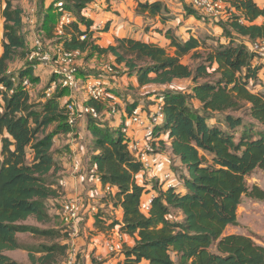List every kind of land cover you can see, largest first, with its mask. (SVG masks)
<instances>
[{"label":"trees","instance_id":"16d2710c","mask_svg":"<svg viewBox=\"0 0 264 264\" xmlns=\"http://www.w3.org/2000/svg\"><path fill=\"white\" fill-rule=\"evenodd\" d=\"M12 1L0 0V264H20L4 253L23 248L19 233L51 234L24 222L60 216L63 202H59L55 187L60 179L57 156L66 146L56 150L52 146L57 134H66L72 127L67 103L60 105L57 97L34 103L23 84L25 76L30 82L37 79L32 70L37 59L28 58L34 47L22 31L23 12ZM62 1L73 17L64 34L58 35L64 49L111 54L115 66L109 65L110 73L118 74L121 69L116 65H122L124 73L135 77L138 85L192 80L189 91L166 89L151 101L160 102L163 112V120L155 128L158 140L153 150L158 152L164 145L185 171L177 174L171 169L179 181L173 186L164 187L157 179L137 184L135 177L144 170L128 148L131 138L104 121L103 111L109 113L110 107L89 98L86 105L94 107L98 117H76H85L91 137L90 162L101 189L109 186L112 190L105 196L113 206L122 208L119 230L134 238L131 247L122 249L124 264H264V245L251 235L224 234L228 225L238 224L242 197L264 199V191L246 181L254 170H264V94L249 87L258 69L252 64L255 53L251 45L264 39V8L254 0H221L225 14L211 16L187 4L188 14L198 11L219 25L223 41L207 44L193 37L180 41L169 28L156 29L175 48L170 54L159 44L130 37L116 38L114 44L100 47L92 39V20L83 13L93 0ZM52 2L41 19L46 32L54 29L59 17ZM165 8L160 1H145L138 2L136 10L151 17L161 15L165 20ZM82 34L83 40L79 38ZM192 50L198 60L194 68L180 60ZM17 57L27 61L12 73L8 63ZM99 74L95 76L104 77ZM135 107L131 103L126 108L131 114ZM141 109L146 108L143 105ZM54 121H58L55 129L48 130ZM151 189L153 198L143 212L140 203ZM50 210L54 211L50 214ZM99 211L94 227L112 228L116 221L107 223L106 216L97 215ZM67 248L64 241L63 257ZM46 252H53V248ZM50 257L47 253L41 260ZM29 258L34 260L33 255Z\"/></svg>","mask_w":264,"mask_h":264},{"label":"crops","instance_id":"0c3cea01","mask_svg":"<svg viewBox=\"0 0 264 264\" xmlns=\"http://www.w3.org/2000/svg\"><path fill=\"white\" fill-rule=\"evenodd\" d=\"M14 1L15 0H13L12 3H14ZM32 1L34 2L32 3L30 9H28V12H33V10H35L37 7L38 0ZM52 1L53 0H42V13H45L47 8L52 5ZM145 1H160L166 7L165 11L162 12V15L166 17L172 16L171 18L174 17L175 20L172 19L169 21L168 18H165V20H160L157 18L158 15H156V17H151L148 15V13L137 12V3ZM254 1L258 4V6L264 8V0ZM187 4L188 0H93L83 10V13L86 17H88V19L92 20V39L94 40L95 44L100 47H107L110 44H114L115 39L121 37H130L133 39H138L145 42H153L157 44V42L153 39V35L159 36L160 34L156 32V29H160L162 26L164 30L167 28L172 29V33L177 38H179L181 41H185L189 37L196 38L195 35L192 34V32L198 27H204L205 25H207L211 27V30L214 31V34L215 32L216 35L218 34V37L216 39H220V41H223V37L221 36V28L219 27V25H212V23L214 22L211 19L205 20L202 14L198 11L188 14L186 12ZM22 12V15H25L26 11L22 10ZM25 18L26 17L24 16L23 22ZM175 21H178L180 23H177ZM104 25H107L105 30L103 28ZM79 26L82 30L84 29L83 25L80 24ZM148 26L149 28H147ZM186 30L187 32H185ZM2 31L3 18H0V40L2 39ZM22 31L25 34L28 44L31 46L33 42L32 36L35 35V32L33 30H27L25 25H23ZM164 41L166 42L169 40L164 38ZM1 52L2 47L0 45V53ZM106 56L108 62L114 64L115 66L114 57L111 54H106ZM252 64L256 65L255 59H253ZM116 66L121 69L118 74L112 75L110 73V75H105L104 73H101L104 76L102 79H104L107 89L106 98L101 101V103L105 105V108L107 106H110L111 104H118L120 108H116V110H114L113 112L110 111L113 114H110V112L108 113L103 109V113L105 115L104 121H106L108 125L114 129H122L129 138L136 136L139 137V133L141 130L137 125L129 122L127 115H129L130 113L126 108L128 104H131L130 100L133 99L131 93L135 92V89H127L128 84L131 83L133 86L139 85L135 77L129 76L124 73V68L122 67V65ZM213 67H215V65ZM249 87L253 88L254 91L264 94V66L258 65L256 79H251L249 81ZM74 96L76 95H70V98H73ZM195 103L197 104V102ZM78 105L80 104L78 103ZM142 106L143 104L136 105L132 112H139L138 110H142ZM122 118H124L125 128H122L121 126ZM85 122V117H80L77 120L76 128H78L79 131L81 129L85 130L86 133H89L87 128H84ZM64 135H66L65 144H67L68 139L69 141H71V143L68 144L71 152L68 153L63 150L57 156V161L60 165V171L58 173V175L60 176V179L58 180V200L59 202H64L70 199L78 201L80 216L75 224L71 225V227L69 226L70 239L78 246V250L80 249L79 257L82 261V264H100L96 259L97 256L103 260L108 261V263L110 264H124L123 252L110 254L108 253L104 245L107 240H115L118 234L122 239V249L125 247H131L134 244V238L132 236L119 230L122 220V208L119 206H113L111 199L109 197H106L105 192L101 189L100 181L98 180L95 172V167L90 162L91 153L88 150V145H86L85 147V154L82 147H78L76 143H73L72 140H75L74 133L68 132ZM159 137L164 138V136L162 135ZM166 155L172 158V160L179 166V162H177V159L174 158V156L171 155L168 150L166 151V154L161 152L160 156L163 162L161 167L157 170L155 169L156 171L154 169L148 170L146 172L140 171L135 177L137 184L142 185L144 181L150 180L153 175L156 176L154 177V179H156L159 176V172L167 167ZM74 167H77V169H74ZM179 189L182 190L183 186L180 185ZM148 193H153V190L151 189ZM98 210H100L99 214H97L98 216H106L107 223H109L111 220H114L116 221V224L110 229L99 230L95 228L94 221L96 218V212ZM53 211L54 210H50V214ZM249 212H252V210H249ZM249 216L256 215L253 214ZM29 220L34 219L28 218L24 223L36 225L32 222H29ZM237 221H239L238 211ZM232 226L235 225H228L224 230V234H232L226 233V230ZM239 232L242 231H236L235 233ZM18 235L17 237L19 239ZM15 250L17 249L8 250L4 253L13 258V252ZM15 258L13 259L18 261L20 264L23 261L20 260V262L19 259Z\"/></svg>","mask_w":264,"mask_h":264},{"label":"rangeland","instance_id":"374dc122","mask_svg":"<svg viewBox=\"0 0 264 264\" xmlns=\"http://www.w3.org/2000/svg\"><path fill=\"white\" fill-rule=\"evenodd\" d=\"M15 1L14 3L16 4L13 3L14 5H17L18 7L21 8V10L26 11L24 15L26 17L24 20L25 27L27 28V30H33L35 32V35L32 36L33 42L31 45L34 44V41H35L34 39L38 38L41 43V48L44 51H50L51 53H55L58 47L64 48L59 43L61 39L58 38L59 36L55 34L54 29L52 27L49 29V32H46L43 29V21L41 20L42 17L44 16V13H42L43 8L41 6L42 0H38L37 7L35 10H33V12H28V9H30L34 1L32 0H15ZM25 1H26V4H25ZM186 10L188 13L191 12L189 8H187ZM163 17H166V16H163ZM171 17L168 16L166 18H168V20L170 21L174 19V17L173 18ZM157 18L161 20L162 16L158 15ZM203 18L205 20L209 19V17L207 16H204ZM29 20H32L33 22H30ZM178 21H181V20H178ZM178 21H175V22L180 23ZM212 25H214V23H212ZM147 28H149V26ZM160 29L164 30L163 26ZM215 31H218V30H215ZM156 32L159 33L160 35L159 36L153 35L154 41H156L157 44H159L160 46L165 47L168 53L174 54L175 48L172 46H169V41H166V42L164 41L165 37L163 36L162 33L158 31ZM185 32H187V30ZM192 34L195 35L196 37L195 39L200 40V41L204 40L206 41L207 44H212L214 40H216V38L218 37V34L216 35V32L214 34V31L211 30V27L207 25H205L204 27H198L192 32ZM178 40L180 39L178 38ZM1 41L2 39L0 40V45H1ZM196 49L197 51H200V52L203 51L202 47H197ZM192 52L193 50L187 54H184L183 56H181L180 60L182 63L189 65V67L194 68L198 60L193 57ZM34 59H37V62L33 66L32 70H33V73H35V75L37 76V79L33 82H30L28 76H25L28 79L26 88L28 89L31 99H33L34 103L38 104L42 98L47 99L50 97H57L59 104L62 106H64L65 103H68L73 100L75 101V104L77 107L86 105L89 98H88V95L85 89L82 88V82H79V89L77 90L69 89L68 87L65 88V85L63 84V81L61 80V77L59 75L57 76L54 73V67L57 65V63L54 60L47 63L43 61V59L40 56H37ZM26 61L27 60H25V58H21V57L15 58L13 61H10L8 63L9 71L12 73H17L25 65ZM75 61H76V65L78 68V73L81 74V75H78L80 79H85V77H87L90 74L95 76L99 74V72L104 73L105 75H110V71H108L107 67H109L111 63L108 62L106 54H99L97 52H94L91 49H87L86 51L79 53ZM115 71L117 70L115 69ZM191 84H192V80L190 78H187V79H175L174 81L168 84H163V85L150 83L147 85L133 86L131 83H129L127 86V89H132V90L135 89V92L131 93L133 99L130 100L131 101L130 103H135L136 105L143 104L147 110L148 106L151 104V101L156 99L159 96V94H161L164 90L173 89V90H178L182 92H187L190 90ZM75 92H81V93H75ZM83 94L85 95V97ZM70 95H76V96H74L73 98H70ZM0 102H1V97H0ZM78 103L80 105H78ZM103 107L105 108V105H103ZM108 107H110L111 111L116 110V108L120 109L118 104L116 105L111 104ZM144 110L145 109L138 110V111L142 112ZM112 112H110V114H113ZM146 112L148 113V111ZM75 121H76L75 124L72 125L71 130L69 132L75 134L74 135L75 140H72L73 143H76L78 147H82L83 151L86 154L85 147L86 145H89L90 143V133H86L85 130H81V129L79 131V129L76 128L77 120ZM57 123L58 121L51 122L48 126V130L50 131L54 130ZM121 126L122 128H125L124 118L121 119ZM85 127H86V122L84 123V128ZM139 128L140 130H142L140 126ZM61 134H57L54 137V143L52 147L54 150H56L61 147H63L62 149H64V146H66V149H64V151L70 153L71 151L69 149L70 147H68V144H70L71 141H69L68 139L67 144H65L66 135H64L63 133ZM141 135H142V131H140L139 133V136ZM136 138L138 137L136 136ZM158 152L159 153L162 152L166 154L165 146L161 145L158 149ZM166 158H167L166 168L172 169L173 171L175 170L176 172L175 171L174 172L177 174H180V173L182 174L185 172L182 168H180V166H178L172 160V158L168 157L167 155H166ZM155 169L157 170L158 167ZM165 169H163L162 171H164ZM177 174H175V181H177V183L179 184ZM160 175L161 173L159 172V176ZM154 177L156 176L153 175L152 178H150V180L148 181H152V182L157 181L158 177L156 178L157 180H155ZM246 181L249 186L257 185L260 189L264 191V170H260V169L254 170L246 178ZM55 187H57V190H58V186L56 185ZM248 209L252 210V212H249ZM237 211L239 214L238 224L235 226L229 227L226 230V233H235L236 231H242L239 233L249 234L251 235V237L256 243L264 245V199L256 200V199H252V198H248L244 196L241 199V203L238 206ZM253 214H255L256 216H249ZM29 222L36 224L37 227L48 229L49 231H51V234L32 235L30 233H20L18 236L20 239V243L23 245V248L15 250L13 252V258L16 257L15 259H19V261L23 260L22 262L20 261L21 264H24V263L25 264H56L59 261H61L64 255V252L61 250L62 245L64 241H67L70 238V236L67 234L68 232H66V231H69L70 233L68 221L64 219L62 214L60 213V216L55 217V218L50 217L49 219L43 222L36 223L34 220H29ZM50 247L53 248V252L51 253L46 252L47 249ZM47 253H48V256L51 255V257L41 260V258H44L45 255H47ZM29 255H33L34 257L33 261L30 260Z\"/></svg>","mask_w":264,"mask_h":264},{"label":"built area","instance_id":"2783aa9c","mask_svg":"<svg viewBox=\"0 0 264 264\" xmlns=\"http://www.w3.org/2000/svg\"><path fill=\"white\" fill-rule=\"evenodd\" d=\"M188 5L194 9L203 11L204 13L217 16L225 14V8L221 0H188ZM54 7L59 13L58 20L54 26V32L56 35L64 34V27L69 25L72 20V14L64 7L62 0H54ZM88 18V17H87ZM33 22L32 20H29ZM80 39H85V34L80 35ZM33 49L29 54V59H34L40 56L43 61L51 62L55 61L57 65L54 67V73L61 77L63 84L69 89H79V82H82V88L85 89L88 98L101 102L106 98L107 89L104 79L99 76L88 75L85 79H80L78 76V68L76 65V57L79 54L78 50H66L62 47H58L55 53L50 51H44L41 48V43L38 38L34 39ZM255 53L256 65L264 66V39L259 40L255 44L251 45ZM108 71H111V67H107ZM28 83L27 79L23 81V84ZM68 113V123L72 126L75 124L76 117L78 115L90 114L92 117L97 118L98 112L92 106L83 105L77 107L74 101H70L66 104ZM113 111V110H112ZM148 111V113L146 112ZM130 123L141 127L142 135L138 138L131 137L128 142V148L134 158L141 164L144 171L159 168L162 165V159L159 152L153 150V144L158 140L156 136L155 128L163 120L162 106L160 102H156L148 106V109L142 112H133L127 116ZM77 169V167H74ZM158 181L163 184L164 187L173 186L177 183L175 181V173L166 168L160 172ZM111 188L106 186L104 192H111ZM153 193H146L140 203V209L143 212H147L150 202L153 198ZM79 203L76 200H66L62 203L60 212L64 219L68 221L69 226L75 224L79 218ZM122 239L120 235H117L115 240H107L104 244L108 253H121L122 252ZM68 248L66 255L56 264H82L79 257V250L77 245L69 238L67 240ZM100 264H110L108 261L96 257Z\"/></svg>","mask_w":264,"mask_h":264}]
</instances>
